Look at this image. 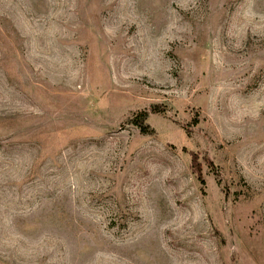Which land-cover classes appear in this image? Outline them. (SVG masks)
<instances>
[{
	"label": "rangeland",
	"instance_id": "obj_1",
	"mask_svg": "<svg viewBox=\"0 0 264 264\" xmlns=\"http://www.w3.org/2000/svg\"><path fill=\"white\" fill-rule=\"evenodd\" d=\"M0 264H264V0H0Z\"/></svg>",
	"mask_w": 264,
	"mask_h": 264
},
{
	"label": "trees",
	"instance_id": "obj_2",
	"mask_svg": "<svg viewBox=\"0 0 264 264\" xmlns=\"http://www.w3.org/2000/svg\"><path fill=\"white\" fill-rule=\"evenodd\" d=\"M134 124L138 126L142 132V134L148 135L153 132V130L150 128V126L146 123V114L141 113L138 116L134 118ZM196 163V160L192 161V164Z\"/></svg>",
	"mask_w": 264,
	"mask_h": 264
}]
</instances>
